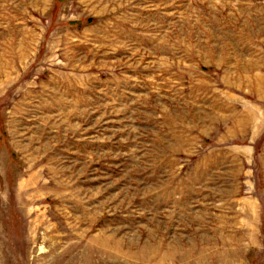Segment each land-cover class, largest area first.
Listing matches in <instances>:
<instances>
[{"label": "rangeland", "instance_id": "obj_1", "mask_svg": "<svg viewBox=\"0 0 264 264\" xmlns=\"http://www.w3.org/2000/svg\"><path fill=\"white\" fill-rule=\"evenodd\" d=\"M0 264H264V0H0Z\"/></svg>", "mask_w": 264, "mask_h": 264}]
</instances>
